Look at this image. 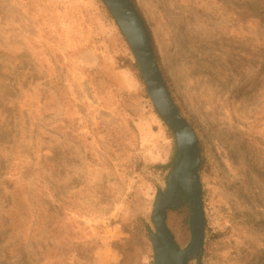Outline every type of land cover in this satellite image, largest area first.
Listing matches in <instances>:
<instances>
[{
	"label": "rangeland",
	"instance_id": "obj_1",
	"mask_svg": "<svg viewBox=\"0 0 264 264\" xmlns=\"http://www.w3.org/2000/svg\"><path fill=\"white\" fill-rule=\"evenodd\" d=\"M132 2L198 138L203 264H264V0ZM175 152L102 0H0V264H153Z\"/></svg>",
	"mask_w": 264,
	"mask_h": 264
},
{
	"label": "water",
	"instance_id": "obj_2",
	"mask_svg": "<svg viewBox=\"0 0 264 264\" xmlns=\"http://www.w3.org/2000/svg\"><path fill=\"white\" fill-rule=\"evenodd\" d=\"M120 29L144 82L148 98L159 118L174 136L175 156L164 188L155 197L152 210L153 264H203L206 217L199 176L198 138L181 115L164 82L148 32L132 0H102ZM188 204L190 241L179 248L166 225L169 209Z\"/></svg>",
	"mask_w": 264,
	"mask_h": 264
},
{
	"label": "trees",
	"instance_id": "obj_3",
	"mask_svg": "<svg viewBox=\"0 0 264 264\" xmlns=\"http://www.w3.org/2000/svg\"><path fill=\"white\" fill-rule=\"evenodd\" d=\"M141 17V16H140ZM142 19V18H141ZM143 20V19H142ZM143 23H144V21H143ZM144 25H145V23H144ZM145 28H146V30H147V32H148V35H149V39H150V44H151V47H152V50H153V45H152V40H151V36H150V33H149V30L147 29V27L145 26ZM182 206H186V205H182Z\"/></svg>",
	"mask_w": 264,
	"mask_h": 264
}]
</instances>
